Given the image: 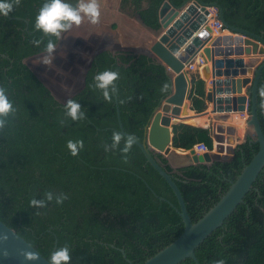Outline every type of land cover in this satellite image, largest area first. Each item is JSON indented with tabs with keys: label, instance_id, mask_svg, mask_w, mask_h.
<instances>
[{
	"label": "trees",
	"instance_id": "1",
	"mask_svg": "<svg viewBox=\"0 0 264 264\" xmlns=\"http://www.w3.org/2000/svg\"><path fill=\"white\" fill-rule=\"evenodd\" d=\"M164 1L147 0L144 6L145 0H121L120 9L132 10L146 26L158 29ZM171 1L179 6L185 0ZM202 1L221 5L230 25L264 37V0ZM44 3L14 0L9 17L0 16V54L7 56H0V89L13 104L0 125V220L47 259L56 245L55 251L68 248V264H129L121 249L133 264H143L175 241L184 224L171 187L142 150L134 143L128 145L119 133L114 95L117 89L125 130L142 141L154 109L171 91V79L165 66L146 55L103 52L87 74L85 89L71 99L83 113L73 120L67 114L68 103L56 100L24 63L46 52L49 41L58 43L57 36L35 26ZM105 69L119 74L110 98L95 86V75ZM192 77V110L202 113L207 109L205 82L199 73ZM258 105L264 130V71ZM192 110L183 120L188 124L175 126V147L190 150L204 142L213 149L211 131L203 128L209 124L207 115L194 116ZM197 121L207 124H190ZM115 133L121 139L113 146ZM69 141L80 142L75 153ZM258 150L257 143L248 141L230 162L180 169L159 158L196 222L220 200ZM47 193L52 194L51 200ZM33 200L44 203L34 205ZM196 255L201 264H264V170L244 203L200 245ZM180 264L196 263L186 259Z\"/></svg>",
	"mask_w": 264,
	"mask_h": 264
},
{
	"label": "water",
	"instance_id": "2",
	"mask_svg": "<svg viewBox=\"0 0 264 264\" xmlns=\"http://www.w3.org/2000/svg\"><path fill=\"white\" fill-rule=\"evenodd\" d=\"M192 1L203 5V9L206 7L217 8L218 20L223 23L231 35L214 36L209 25L201 29L206 22V17L197 13L194 5L187 6ZM208 14L209 12L206 11V15ZM158 15L160 27L152 29L146 26L141 16L137 14L135 20L150 31L153 36V40L149 42L150 45H144L141 48H127L120 45L118 38L121 36V29L113 34V30L108 27L109 31L101 37L95 34V28L92 27V36H90L92 30L84 28L82 37L89 38L93 45H86L84 41L79 39L74 44V48L83 49L90 56L81 72L80 80H78L80 88L74 89L73 93H69L63 101L53 92L46 80L29 64L33 59L36 60L40 57L44 62V58L49 56L47 51L26 58L24 63L61 104H67L85 89L87 74L95 58L103 52H111L113 55L117 52H136L165 66L171 79V91L154 109L145 127L142 141L125 130L116 89L114 97L119 133L128 140L131 139L132 143L142 150L147 162L171 187L179 205L176 211L184 224L182 234L175 241L147 259L143 264H180L186 259H192L196 264H201L197 258L196 250L210 235L222 228L226 220L244 203L245 197L254 189L255 182L264 170V130L258 113L259 84L264 71V37L230 25L225 19L222 6L218 3L185 0L177 6L171 0H165L160 6ZM10 19L24 20L13 17ZM73 28L74 25L61 32L58 43L50 54L51 56L55 55V59L51 63H44L46 66L61 67L78 76L80 69L75 66L74 61L83 65L86 62L84 55H79L75 50H70L67 56H62L66 39ZM199 54L206 58V65L199 74L205 82V100L211 105V109L202 113L194 112V116L212 115V121L208 127L213 140V150L204 155H197L194 149L176 148L174 144L175 126L180 125L189 116L192 109L193 74L188 73L186 65ZM0 56L7 58L4 54H0ZM44 63L43 65L40 63L39 66V70L43 72L45 70ZM222 76L226 78L220 79ZM210 81L211 83L208 85ZM70 82L72 83V81L68 83ZM117 85L118 82L116 87ZM243 88H246L245 94H242ZM222 94L225 96L223 97ZM238 113L248 116L245 121L248 131L245 132L239 143H235L237 128L231 123L234 115ZM248 141L259 145L258 152L250 163L243 168L236 180L231 183L220 200L202 218L193 222L176 181L172 174L165 170L159 157L165 158L174 169L198 165L212 166L215 162L232 161L239 146ZM183 156L187 158L180 160L179 158ZM156 196L158 195L156 194ZM159 198L166 201L163 197ZM171 205L175 207L174 204L171 203ZM56 247L55 245L53 253ZM121 252L128 263L133 264L127 258L125 250L121 249ZM0 264H52V261L44 257L25 238L0 220Z\"/></svg>",
	"mask_w": 264,
	"mask_h": 264
},
{
	"label": "clouds",
	"instance_id": "3",
	"mask_svg": "<svg viewBox=\"0 0 264 264\" xmlns=\"http://www.w3.org/2000/svg\"><path fill=\"white\" fill-rule=\"evenodd\" d=\"M14 7V0H0V16H8ZM102 5L98 0H76L72 3L71 0H45V3L39 9L35 17V26L45 34H52L57 37L62 31L70 29L73 25H80L82 21L88 20L92 24L98 22L101 16ZM39 43V41H37ZM55 45L52 41L47 44L46 51L49 56L44 58L45 63H51V53ZM118 73L113 70L105 69L98 72L95 79V86L103 90L105 98H110V91H115V81L118 78ZM67 114L73 119H80L83 113L80 111V104L74 100H70L67 104ZM13 110V104L9 100L3 89H0V125L4 123L5 117ZM121 136L118 133L113 135L114 145L118 144ZM80 142L69 141L68 147L75 153L77 144ZM131 145L132 140L127 141ZM127 151V148L125 149ZM47 198L52 199V194L47 193ZM34 205H42L43 200H33ZM52 264H68L70 254L67 247L58 249L52 254ZM217 264H223V261H218Z\"/></svg>",
	"mask_w": 264,
	"mask_h": 264
},
{
	"label": "rangeland",
	"instance_id": "4",
	"mask_svg": "<svg viewBox=\"0 0 264 264\" xmlns=\"http://www.w3.org/2000/svg\"><path fill=\"white\" fill-rule=\"evenodd\" d=\"M104 1V0H103ZM120 1V0H119ZM98 2L103 6V2L98 0ZM119 2L118 0H107V5H105L103 8H101V16L99 18L100 21L107 20L109 24H112L113 34H116L119 29L122 30V33L120 34L121 36L118 38V43L122 46H126L127 48H132V47H138L141 48L144 45H150L149 42L150 36H147V30L142 27L135 19L137 14H135L132 10H127V12L121 11L122 15H119L118 10ZM121 10V9H120ZM128 16V17H127ZM127 18H130L131 20H128ZM86 21V20H84ZM82 21V23L84 22ZM137 22V23H136ZM88 23L84 22L82 28L81 26L77 27V25L74 26L72 33L68 36L66 39V44L63 48V55L67 56L68 51L73 48L74 43L77 39H83L85 41L86 45H93L88 39L85 37H82L83 32L85 31V26L87 27ZM80 28V29H79ZM102 29H104L102 27ZM106 31H109V28L106 29ZM93 35V30L91 31ZM90 32V33H91ZM126 33V37L124 38V34ZM105 32H100V36L103 37ZM95 47V46H94ZM76 49V52L79 53V55H84L86 62L81 65L78 63V61L75 62V66H77L78 69H80V73L78 76H75L73 73H70V71H66L65 69L61 67H56V66H50L47 65L43 62L42 57L37 58L36 60L30 61V65L42 76L44 80L48 83V85L51 87L53 92L58 96V98L63 101L65 98H67V95L69 93H73V90H77L80 88V84H78V80H80V75L81 72L84 70V66L88 61L89 54L85 53L80 49ZM126 52V51H125ZM138 54L136 52H131ZM54 56H51L52 60L55 59ZM43 65L44 63V72L39 70V66L41 64ZM69 81H72V83H68ZM68 83V84H67ZM70 84V85H69ZM187 123V122H186ZM189 123V122H188ZM190 124H201L198 121L196 123H190ZM237 126V125H236Z\"/></svg>",
	"mask_w": 264,
	"mask_h": 264
},
{
	"label": "built area",
	"instance_id": "5",
	"mask_svg": "<svg viewBox=\"0 0 264 264\" xmlns=\"http://www.w3.org/2000/svg\"><path fill=\"white\" fill-rule=\"evenodd\" d=\"M194 5L197 9V13L202 14L206 17V22L202 25L201 29H204L206 25H209L212 28L213 35L216 33L218 35H223V32L227 29L224 27L223 23L218 20V9L214 7H206L205 9L203 5L195 3L194 1L190 2L187 6ZM206 11L209 12L208 15H206ZM206 65V58L199 54L195 57L192 61L189 62L188 65H186V70L190 74H196L200 73L201 69ZM246 115V114H241ZM247 115L243 118L247 119ZM197 155H204L206 153H210L213 149H210L206 143L200 142L193 146V148Z\"/></svg>",
	"mask_w": 264,
	"mask_h": 264
},
{
	"label": "crops",
	"instance_id": "6",
	"mask_svg": "<svg viewBox=\"0 0 264 264\" xmlns=\"http://www.w3.org/2000/svg\"><path fill=\"white\" fill-rule=\"evenodd\" d=\"M101 2H103V6L101 7V8H103L105 5H107V0H100ZM147 0H145V3H146V5H147V2H146ZM118 2H119V6H118V10L120 11V12H118V14L119 15H122L121 14V10H120V4H121V0L119 1L118 0ZM144 3V4H145ZM123 13V12H122ZM128 17V16H127ZM128 20H131L130 18H127ZM84 22H87L88 23V25H87V27L85 26V28H89L88 30H92V27L93 28H95V34H97V35H99L100 34V32H105V33H107L108 31H106V29L109 27V28H111L112 30H113V28H112V24H109L108 23V21L107 20H104V21H100V20H98V22L97 23H95V24H92L91 22H89L88 20H86V21H84ZM84 22L83 23H81L80 25H83L84 24ZM137 23V22H136ZM139 23V22H138ZM80 25H79V27H80ZM75 26V25H74ZM78 27V26H77ZM102 27L104 28V29H102ZM82 28V27H81ZM80 29V28H79ZM147 30V29H146ZM72 33V32H71ZM70 33V34H71ZM69 34V35H70ZM147 36H150V40H153V36H152V33L150 32V31H148L147 30ZM126 37V33L124 34V38ZM77 40H79V39H77ZM77 40L75 41V43L77 42ZM80 40H82V41H84L83 39H80ZM87 41H89L90 42V39H88ZM85 42V41H84ZM74 43V44H75ZM91 43V42H90ZM92 44V43H91ZM70 50H75L76 51V49L74 48V46H73V48L72 49H70ZM69 52V51H68ZM62 56H64L65 57V55H62ZM226 77L225 76H222V77H220V79H225ZM210 83H211V81L210 82H208V85H210ZM245 90H246V88H243V93L242 94H245ZM242 94H240V95H242ZM233 95V94H232ZM222 96L224 97L225 96V94H222ZM205 102H206V100H205ZM206 107H207V109H211V105H209L207 102H206ZM206 109V110H207ZM192 110V109H191ZM193 111V110H192ZM194 112V111H193ZM235 115H239L240 116V118H243L244 116H246V115H241V114H235ZM211 117H212V115H207V118H208V121H207V123L209 122V124L211 123ZM206 123V124H207ZM181 124H188V123H184V122H182ZM206 124H201V125H203V126H205ZM209 124H208V126H209ZM204 127V128H209V127ZM248 130H246V128H245V132H247ZM227 146V145H226ZM187 157L186 156H183L182 158H179L180 160H184V159H186Z\"/></svg>",
	"mask_w": 264,
	"mask_h": 264
},
{
	"label": "bare ground",
	"instance_id": "7",
	"mask_svg": "<svg viewBox=\"0 0 264 264\" xmlns=\"http://www.w3.org/2000/svg\"><path fill=\"white\" fill-rule=\"evenodd\" d=\"M216 35L217 34L215 33L214 36H216ZM223 35H231V33L228 30H226L223 32ZM231 124L237 128V132H236V136L234 138V142L239 143L242 140V138L244 137L246 123L242 122L238 115H234L233 122ZM242 124H244V127L236 126V125H242Z\"/></svg>",
	"mask_w": 264,
	"mask_h": 264
},
{
	"label": "flooded vegetation",
	"instance_id": "8",
	"mask_svg": "<svg viewBox=\"0 0 264 264\" xmlns=\"http://www.w3.org/2000/svg\"><path fill=\"white\" fill-rule=\"evenodd\" d=\"M93 65V64H92ZM92 68V67H91ZM91 70V69H90ZM239 116V115H238ZM240 117V116H239ZM237 126H241V127H244V125H237Z\"/></svg>",
	"mask_w": 264,
	"mask_h": 264
}]
</instances>
